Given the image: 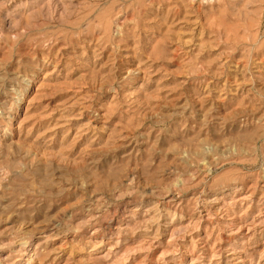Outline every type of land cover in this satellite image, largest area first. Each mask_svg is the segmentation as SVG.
Here are the masks:
<instances>
[{
	"label": "rangeland",
	"instance_id": "rangeland-1",
	"mask_svg": "<svg viewBox=\"0 0 264 264\" xmlns=\"http://www.w3.org/2000/svg\"><path fill=\"white\" fill-rule=\"evenodd\" d=\"M0 264H264V0H0Z\"/></svg>",
	"mask_w": 264,
	"mask_h": 264
}]
</instances>
